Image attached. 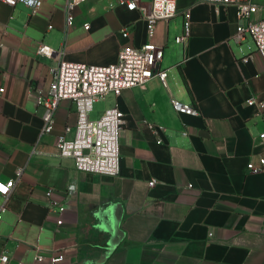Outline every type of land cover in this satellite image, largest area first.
Listing matches in <instances>:
<instances>
[{
    "label": "crops",
    "instance_id": "obj_1",
    "mask_svg": "<svg viewBox=\"0 0 264 264\" xmlns=\"http://www.w3.org/2000/svg\"><path fill=\"white\" fill-rule=\"evenodd\" d=\"M256 1L253 20L264 16V0ZM176 4L190 10L186 43L176 40L186 34L180 13L158 24L153 39L163 48L165 83L154 78L106 101L119 106L124 125L120 173L104 176L58 155V136L78 118L70 102L42 135L45 108L33 95L48 93L57 60L38 50L111 65L122 47L149 41L145 20L117 0H86L65 32V0H42L36 13L0 0V180L15 182L9 197L0 195V256L10 264H52L61 254L59 264H264V170H248L264 158V60L249 35L233 40L236 7ZM173 101L198 114L176 111ZM148 124L163 129L162 143ZM49 189L61 196L48 198ZM59 202L67 208L62 226Z\"/></svg>",
    "mask_w": 264,
    "mask_h": 264
},
{
    "label": "built area",
    "instance_id": "obj_2",
    "mask_svg": "<svg viewBox=\"0 0 264 264\" xmlns=\"http://www.w3.org/2000/svg\"><path fill=\"white\" fill-rule=\"evenodd\" d=\"M86 0H65V32L75 25L73 10ZM126 5L131 11H138L146 22L149 41L141 46H124L120 49L116 63L107 66L87 65L71 62L64 59L63 50H54L41 44L38 55L57 60V66L52 71V80L47 94L43 90L35 93L33 99L38 106L45 108L43 116L44 127L42 135L51 134L54 118L57 110L64 102H70L76 109L77 122L74 126L67 125L64 133L59 135L56 142L58 155L61 158L74 160L79 172L91 173L104 176H117L120 173V136L124 125V113L119 106L110 107L95 121L90 119L95 101L106 102L110 97L118 98L125 90L142 88L145 89L151 80L158 78L165 83L166 71L160 68L163 60V48L158 47L153 39L156 35L157 26L173 20L180 13L184 20L186 34L178 37L179 43H186L190 26V10L184 9L179 12L176 0H150L145 4L143 0H117ZM19 3L36 13L42 4V0H18ZM197 4H209L213 6H234L239 17V26L233 40L241 44L249 35L257 48L258 54L264 60V16L253 20L259 5L256 0H195ZM86 29L90 24L84 25ZM123 38L131 36L128 27L121 32ZM0 88V95L4 93ZM248 105H255L253 98ZM264 109V102L261 104ZM176 111L198 114L195 108L182 105L173 101ZM151 131L157 136V142L162 143L163 129L155 124H148ZM259 141L264 142V132L260 134ZM250 172L264 170V158L260 159V166L248 165ZM14 180L3 182L0 180V195L9 197L13 188ZM155 181L150 182L153 187ZM70 191L74 186H70ZM48 198L61 196L55 190L49 189L46 193ZM59 211L55 222L58 226L65 224L63 219L67 208L58 203ZM7 211L6 206H0V222ZM54 214L53 212H49ZM46 257L38 253L36 262H42ZM64 254L51 257L52 264L66 261ZM7 253L0 256V264H10Z\"/></svg>",
    "mask_w": 264,
    "mask_h": 264
},
{
    "label": "rangeland",
    "instance_id": "obj_3",
    "mask_svg": "<svg viewBox=\"0 0 264 264\" xmlns=\"http://www.w3.org/2000/svg\"><path fill=\"white\" fill-rule=\"evenodd\" d=\"M106 107H107V102L95 103L93 111H92V113L90 115V119L92 121L98 120L103 115L105 110L107 109Z\"/></svg>",
    "mask_w": 264,
    "mask_h": 264
}]
</instances>
